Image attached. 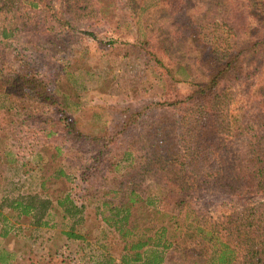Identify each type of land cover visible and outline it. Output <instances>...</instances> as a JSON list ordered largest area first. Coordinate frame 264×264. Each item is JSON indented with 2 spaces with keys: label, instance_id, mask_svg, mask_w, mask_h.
<instances>
[{
  "label": "rangeland",
  "instance_id": "obj_1",
  "mask_svg": "<svg viewBox=\"0 0 264 264\" xmlns=\"http://www.w3.org/2000/svg\"><path fill=\"white\" fill-rule=\"evenodd\" d=\"M77 1H0V264H120L123 244L104 222L102 203H117L119 191L135 188L149 199L167 197L164 209L173 212L178 190L163 170L171 163L155 157L160 125L172 132L171 149L194 147L184 127L192 121L186 107L150 108L184 99L207 76L184 42L179 11L185 9L199 31L217 36L221 46L264 35V0H182L173 6L172 0H140L144 10L138 13L129 0ZM257 56L243 83H259L253 68L264 52ZM165 66L177 71L175 78ZM235 89V103L242 106L244 87ZM64 117L100 144L76 139ZM151 130L154 139L147 136ZM60 166L71 180L47 185L53 204L46 217L40 220V211L25 217L12 208L15 201L41 207L42 181ZM65 189L85 207L76 227L83 239L66 235L74 221L55 196ZM197 192L192 205L199 216L214 221L228 213L214 192Z\"/></svg>",
  "mask_w": 264,
  "mask_h": 264
},
{
  "label": "trees",
  "instance_id": "obj_2",
  "mask_svg": "<svg viewBox=\"0 0 264 264\" xmlns=\"http://www.w3.org/2000/svg\"><path fill=\"white\" fill-rule=\"evenodd\" d=\"M129 1L135 12L144 10L139 8L140 0ZM178 1L182 3V0H172V6ZM80 9L84 11L87 6ZM178 18L185 30V44L207 76L195 83L193 92L184 99L150 106L158 113L186 107L192 119L191 124L188 122L184 127L194 138V147L173 146L171 149L172 132L163 125L156 134L161 145L158 144L155 157L171 163L163 170L170 187L178 190L176 208L173 212L164 209L167 197L158 196L153 200L135 188L129 192L124 189L119 191L122 196L117 203H102L103 220L119 235L123 244L120 264H264V60L253 68L259 80L257 89H253L256 84L243 83L252 75L248 63L257 62L259 52H264V35L260 34L248 45L229 40L221 46L217 36L210 34L211 38L205 29L199 31L202 27L195 25L185 9L179 11ZM62 24L73 28L68 21ZM230 30L235 31L234 28ZM10 35L8 30L3 31L4 38ZM154 56L157 64L164 66V61L158 55ZM166 69L175 78L177 71ZM180 70L188 74L189 69L181 66ZM240 85L244 87L247 101L245 98L243 105L237 107L235 101L239 92L233 91ZM64 118L76 139L90 138L100 144L99 139L85 135L69 118ZM176 133L181 140V134L175 128L174 137ZM147 136L154 139L152 130ZM167 136L168 141L164 144ZM127 155L132 158V153ZM70 180V173L63 166L58 167L50 179L44 177V195L51 182ZM200 189L206 193L214 192L224 201L228 213L221 218L215 217L214 221V217L199 216L192 204L193 196ZM45 196L41 207L33 201H15L12 208L20 210L25 217L40 211L41 220L53 204L49 197L53 195L47 192ZM55 196L65 217L74 221L70 231L66 232L67 237L83 239L76 233V227L84 221L85 207H79L67 189ZM207 249L210 255H207Z\"/></svg>",
  "mask_w": 264,
  "mask_h": 264
}]
</instances>
